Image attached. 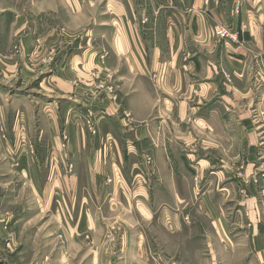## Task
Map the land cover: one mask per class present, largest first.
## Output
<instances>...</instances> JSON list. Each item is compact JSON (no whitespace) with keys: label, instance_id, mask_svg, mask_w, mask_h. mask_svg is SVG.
I'll return each instance as SVG.
<instances>
[{"label":"crops","instance_id":"obj_1","mask_svg":"<svg viewBox=\"0 0 264 264\" xmlns=\"http://www.w3.org/2000/svg\"><path fill=\"white\" fill-rule=\"evenodd\" d=\"M33 3L40 15L37 28L50 31L37 41L57 46L54 60L62 55L64 63L52 75L54 132L64 126L62 134L57 128L58 137L73 144L74 153L88 145V153L109 157L114 191L124 177L113 157L118 165L120 153L132 160L130 173H140L141 179L144 172L136 161L148 153L152 163L146 187L141 185L147 191L141 205L148 219L178 231L183 216L195 207L227 241L224 250L232 263L243 251L240 262L264 264V147L259 140L264 131L259 115L264 113V14L249 10L243 0L25 4ZM10 4L0 0V13ZM215 23L238 31L239 43L215 39ZM95 25L99 44L93 45ZM28 40L22 41L29 45ZM61 100L68 104L60 113ZM92 121L101 141L105 137L106 144L98 148L85 134ZM97 168L100 174L101 163ZM244 240L246 245L238 244Z\"/></svg>","mask_w":264,"mask_h":264},{"label":"rangeland","instance_id":"obj_2","mask_svg":"<svg viewBox=\"0 0 264 264\" xmlns=\"http://www.w3.org/2000/svg\"><path fill=\"white\" fill-rule=\"evenodd\" d=\"M26 1L11 0L0 13V264H245L240 262L243 251L232 263L224 250L227 241L195 207L183 216L178 231L144 215L142 195L147 191L142 186L152 163L148 153L136 161L144 172L141 179L140 173H130L132 160L120 153L118 165L113 157L124 177L114 191L109 157L88 153V145L74 153L73 144L58 137L57 128L61 132L64 126L54 132L52 75L64 63L62 55L54 60L57 46L37 41L50 31L37 28L40 15ZM243 1L249 10L264 14V0ZM92 17L98 22V15ZM91 32L93 45L99 44L98 25ZM67 104L61 100L60 113ZM259 115L264 118L263 112ZM93 122L84 127L85 134L98 148L106 144L105 137L101 141ZM259 140L262 149L264 131Z\"/></svg>","mask_w":264,"mask_h":264},{"label":"built area","instance_id":"obj_3","mask_svg":"<svg viewBox=\"0 0 264 264\" xmlns=\"http://www.w3.org/2000/svg\"><path fill=\"white\" fill-rule=\"evenodd\" d=\"M210 0H205V4L209 3ZM217 2L218 0H212ZM214 26V35L218 38V40L223 42H233L235 44L239 43V33L235 31L232 27L216 23ZM156 78V75L154 76ZM149 158V157H148ZM150 160V158H149Z\"/></svg>","mask_w":264,"mask_h":264}]
</instances>
